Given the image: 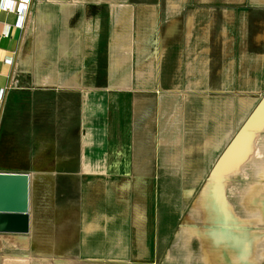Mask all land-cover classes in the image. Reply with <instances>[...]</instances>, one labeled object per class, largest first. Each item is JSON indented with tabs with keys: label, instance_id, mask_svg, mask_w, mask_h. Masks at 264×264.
Returning a JSON list of instances; mask_svg holds the SVG:
<instances>
[{
	"label": "crops",
	"instance_id": "1",
	"mask_svg": "<svg viewBox=\"0 0 264 264\" xmlns=\"http://www.w3.org/2000/svg\"><path fill=\"white\" fill-rule=\"evenodd\" d=\"M22 1L0 173L29 174L30 231L0 264H264V0H30L20 29ZM40 186L78 240L40 247Z\"/></svg>",
	"mask_w": 264,
	"mask_h": 264
},
{
	"label": "water",
	"instance_id": "2",
	"mask_svg": "<svg viewBox=\"0 0 264 264\" xmlns=\"http://www.w3.org/2000/svg\"><path fill=\"white\" fill-rule=\"evenodd\" d=\"M30 176L0 173V233H29Z\"/></svg>",
	"mask_w": 264,
	"mask_h": 264
},
{
	"label": "rangeland",
	"instance_id": "3",
	"mask_svg": "<svg viewBox=\"0 0 264 264\" xmlns=\"http://www.w3.org/2000/svg\"><path fill=\"white\" fill-rule=\"evenodd\" d=\"M75 184L73 185H67V187H64V193L63 195L66 196V193L69 194V198H75L70 195V193H75ZM44 190L47 191L46 187L40 186L37 188V193L35 195L34 203H33V208H32V214L34 217H38L39 219V237H38V243L41 248H44L43 246H47L48 243H53V242H65L69 240H78L79 239V234L77 232V229L75 230L74 228L64 229L56 226H51L50 228L46 227L45 225V216H46V211L50 210H59L60 208V201L56 202L55 196L56 193L53 191V194L49 196L46 192L44 193ZM51 197H53L52 203H51ZM52 205V209L51 206ZM64 208V207H62ZM61 209V208H60ZM53 210V211H55ZM41 221V222H40ZM66 251L63 250H53V251H47V250H40L41 255H53V254H62ZM69 252V251H68Z\"/></svg>",
	"mask_w": 264,
	"mask_h": 264
},
{
	"label": "built area",
	"instance_id": "4",
	"mask_svg": "<svg viewBox=\"0 0 264 264\" xmlns=\"http://www.w3.org/2000/svg\"><path fill=\"white\" fill-rule=\"evenodd\" d=\"M29 1L30 0H23L21 2V4L19 6L17 5H8L7 4V8L8 10H11L12 12H16L18 14V11H21L22 7H27L28 4H29ZM25 26V15H22V14H18V18H17V21H16V27L20 28V29H23Z\"/></svg>",
	"mask_w": 264,
	"mask_h": 264
}]
</instances>
